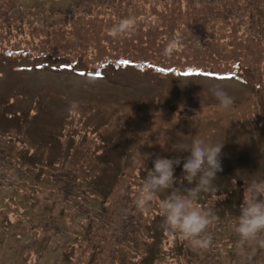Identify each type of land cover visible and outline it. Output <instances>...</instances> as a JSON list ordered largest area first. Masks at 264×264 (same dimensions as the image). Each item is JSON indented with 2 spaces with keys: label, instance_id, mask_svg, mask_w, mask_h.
<instances>
[{
  "label": "rangeland",
  "instance_id": "1",
  "mask_svg": "<svg viewBox=\"0 0 264 264\" xmlns=\"http://www.w3.org/2000/svg\"><path fill=\"white\" fill-rule=\"evenodd\" d=\"M217 16L222 33L206 25ZM127 17L136 27L111 35ZM172 40L179 50L166 55ZM145 55L241 73H82ZM214 85L232 108H219ZM197 138L223 143L218 189L197 201L218 217L207 249L165 225L170 190L135 204L157 155L180 158L173 187H188ZM253 180H264V0H0V264H264V247L234 231Z\"/></svg>",
  "mask_w": 264,
  "mask_h": 264
},
{
  "label": "clouds",
  "instance_id": "2",
  "mask_svg": "<svg viewBox=\"0 0 264 264\" xmlns=\"http://www.w3.org/2000/svg\"><path fill=\"white\" fill-rule=\"evenodd\" d=\"M136 19L127 17L110 29L115 36L130 33L136 27ZM179 50L178 41L172 40L165 47V54L170 55ZM210 91L216 97L219 108L229 110L234 106V100L219 85H214ZM78 104L73 102L70 110H76ZM222 144H208L203 139H194L190 155L182 164L183 177L188 187L174 188L177 183L174 176L175 167L181 164L180 158H165L157 155L153 159V168L147 171L146 179L140 189V195L135 200L138 208H145L161 190H170V195L160 201V209L165 225L179 232L194 248L207 249L212 244L207 230L217 222L218 217L211 209L201 207L197 201L200 193L216 191L214 181L217 173L222 171ZM150 158V154L142 157ZM195 181L194 186L193 182ZM182 182V181H181ZM246 198L240 205V213L235 221L234 231L239 237V245L251 242L264 247V180H253L245 187Z\"/></svg>",
  "mask_w": 264,
  "mask_h": 264
},
{
  "label": "trees",
  "instance_id": "3",
  "mask_svg": "<svg viewBox=\"0 0 264 264\" xmlns=\"http://www.w3.org/2000/svg\"><path fill=\"white\" fill-rule=\"evenodd\" d=\"M185 8L188 11V10L194 8V7H192L190 4H187L185 6ZM218 20H220V21L218 22ZM226 23L228 24V22H226L223 17L217 16V18L214 19L213 22H206V25L209 28H211L212 30H215L216 32L222 33V32H224V28H222V24H226ZM147 25H149V23H145L142 27H147ZM155 26L159 27V30H161L163 32H166V31L173 32L174 28H175L174 27V23H170L169 24L168 22H166L165 25L163 23H157L156 22L152 26L149 25L148 28L155 27ZM154 51H156V50H154ZM139 58L140 59H131L129 57L122 56V57L116 58L114 64L111 65L110 67L103 66V68H101L99 71H96L92 67H89V68L86 67V68H87L88 71H93L94 74L97 75V73H99V75H100L107 68L113 67L114 69H123V68L128 67V65H132V66L135 65L134 67L140 72H145L146 70H151V71H153L156 74L157 73H162V74L167 73L168 74V72L177 73L179 71H189L191 69V67H193V65L185 66L183 64H174V63L169 64L168 66H166V65H164L165 64L164 62H162L159 59L155 60L150 55H145V56L139 57ZM73 65H75V62L73 63ZM118 183H121V184L123 183L124 184V182H121V178L116 182V186H117ZM121 188H120V190H117V192H115V193L118 194L116 202L119 199V197L121 196V193L123 191ZM111 210H112V207L110 208V211ZM107 217H105V218L107 219Z\"/></svg>",
  "mask_w": 264,
  "mask_h": 264
},
{
  "label": "snow or ice",
  "instance_id": "4",
  "mask_svg": "<svg viewBox=\"0 0 264 264\" xmlns=\"http://www.w3.org/2000/svg\"><path fill=\"white\" fill-rule=\"evenodd\" d=\"M97 75H99V73H97Z\"/></svg>",
  "mask_w": 264,
  "mask_h": 264
}]
</instances>
